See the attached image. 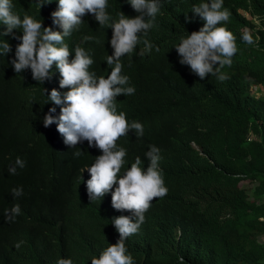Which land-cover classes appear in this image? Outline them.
Segmentation results:
<instances>
[{"label":"trees","instance_id":"1","mask_svg":"<svg viewBox=\"0 0 264 264\" xmlns=\"http://www.w3.org/2000/svg\"><path fill=\"white\" fill-rule=\"evenodd\" d=\"M201 2L207 0H160L157 26L147 36L159 52L153 48L144 57L136 52L122 57V74L135 93L116 98L117 112L142 123L144 133L137 137L130 130L118 139L117 147L127 151L121 174L137 157L146 169L144 154L156 146L168 188L165 197L153 200L138 233L126 240L135 264H181V258L183 264H264L259 238L264 235V97L249 90L254 83L264 91V0H224L231 13L225 26L236 36L238 52L232 65L222 69L229 77L223 82L213 76L200 80L179 63L174 48L181 37L203 26L191 11ZM12 3L21 19L28 14L60 30L50 15L58 0L41 9L40 0ZM249 6L260 27L240 14ZM107 11L114 20L120 11L138 15L127 0H108ZM83 20L65 43L70 50L83 47L94 61L89 71L107 77L112 29L100 27L91 14ZM5 29L0 23V33ZM245 31L254 44L242 42ZM84 36L93 39L82 43ZM0 39L12 46V52L0 56V264H56L60 258L91 264L93 256L119 239L112 218L131 213L115 210L111 193L89 200L86 168L102 154L98 148L87 141L69 147L55 123L44 127L49 109L55 107L52 115L58 117L61 107L48 102L47 95L53 88L68 90L59 88L55 65L43 84L32 79L30 69L17 74L10 61L20 41ZM77 151L82 155H74ZM18 157L23 168L15 164ZM9 167L16 168L15 174ZM245 181L253 184L251 192L242 185ZM14 188L23 194L14 198ZM15 204L21 213L8 221L5 210Z\"/></svg>","mask_w":264,"mask_h":264},{"label":"clouds","instance_id":"2","mask_svg":"<svg viewBox=\"0 0 264 264\" xmlns=\"http://www.w3.org/2000/svg\"><path fill=\"white\" fill-rule=\"evenodd\" d=\"M51 2L52 0H40V9L45 3ZM127 2L138 15L128 17L120 11L118 19L114 20L107 11L108 0H58L57 10L50 14L52 25L60 29L54 30L52 26L45 27L42 18L37 20L25 14L21 19L13 11L12 0H0V23L6 25L0 36L20 41L16 44L14 58L10 61L14 72L20 74L30 69L32 79L43 84L50 78L55 65L60 75L59 88L68 89L61 93L53 88L47 95L48 102L61 107L58 117L52 115L56 112L55 107L49 109L48 114L43 117L44 127L55 123L58 133L63 137V143L69 147L75 148L87 141L89 147L98 148L102 154L96 156L94 163L86 168L90 174V179L86 181L89 200H102L106 194L111 193V206L117 211L131 213L112 218L111 223L119 234V239L115 244H108L98 257L93 256L91 264H135L126 247V240L138 233L153 200L163 198L168 193L159 168L160 149L156 146H150V150L144 154L149 161L146 169L141 167L143 161L137 157L130 168L121 174L127 151L123 147H117L118 139L128 135L130 130L137 137L144 133L142 123L135 120L129 122L126 113L117 112L116 98L135 93V88L129 86L130 78L122 74V57L134 52L144 57L153 48L157 52L160 50L147 39L149 31L157 26L155 21L161 11L160 0ZM191 11L204 24L198 31L181 37L180 43L174 46L179 63L188 66L191 73L200 80L213 76L220 82L226 81L229 77L222 69L232 65V58L238 52L236 36L225 26L230 21L231 13L224 7V0H207L194 5ZM88 14L94 17L100 27L112 29L110 45L113 52L105 58L111 69L107 77H98L95 72L89 71L94 61L83 47L76 45L70 50L65 43V38L79 29L85 22L83 17ZM240 14L260 27L259 16L251 13L250 6L248 10L241 9ZM188 20L186 17V21ZM14 30L21 31L22 35H17ZM240 38L248 45L255 43L248 31L243 32ZM92 39L91 36H84L82 43ZM141 44L143 47H138ZM10 52L11 44L0 39V56H7ZM72 53L74 58L69 59ZM46 92L47 89H44V94ZM74 155L80 156L82 151H77ZM15 164L20 168L25 166L19 157ZM8 171L15 174L16 168L9 167ZM22 194V188L12 189L14 198ZM20 213V205L15 204L10 210H5V219L12 221ZM21 243L22 241L15 247L19 248ZM56 264L74 262L71 258H60Z\"/></svg>","mask_w":264,"mask_h":264},{"label":"rangeland","instance_id":"3","mask_svg":"<svg viewBox=\"0 0 264 264\" xmlns=\"http://www.w3.org/2000/svg\"><path fill=\"white\" fill-rule=\"evenodd\" d=\"M257 86V87H255ZM260 88L258 85H254L253 83H251V86H250V93L253 94L254 96L256 97H261V96H264V92H260ZM244 188L248 191V192H251V189L253 187V184H251L250 182L248 181H245L243 184ZM260 241H264V235L260 236Z\"/></svg>","mask_w":264,"mask_h":264}]
</instances>
